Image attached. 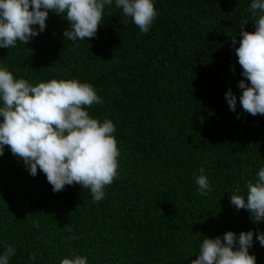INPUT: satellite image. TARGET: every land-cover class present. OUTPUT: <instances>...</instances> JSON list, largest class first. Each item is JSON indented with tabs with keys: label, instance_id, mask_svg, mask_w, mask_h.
I'll return each mask as SVG.
<instances>
[{
	"label": "trees",
	"instance_id": "obj_1",
	"mask_svg": "<svg viewBox=\"0 0 264 264\" xmlns=\"http://www.w3.org/2000/svg\"><path fill=\"white\" fill-rule=\"evenodd\" d=\"M250 0H156L148 34L106 8L103 25L73 43L68 22L50 13L47 28L28 45L0 48V63L33 82L92 83L103 105L93 117L116 125L120 176L93 202L89 189L53 192L6 147L0 156V251L16 247L10 264H59L75 250L90 264H191L202 240L227 231H264L230 195L264 166V115L252 116L239 97L242 68L235 55ZM255 31L249 21L245 26ZM239 37H237V41ZM239 117V118H238ZM203 166L213 186L201 196L193 172ZM71 229V231H69ZM75 239H71V236ZM264 264V247L251 249Z\"/></svg>",
	"mask_w": 264,
	"mask_h": 264
},
{
	"label": "clouds",
	"instance_id": "obj_2",
	"mask_svg": "<svg viewBox=\"0 0 264 264\" xmlns=\"http://www.w3.org/2000/svg\"><path fill=\"white\" fill-rule=\"evenodd\" d=\"M113 5L144 34L159 15L156 0H0V48L28 45L46 30L50 13L68 22L63 33L67 41L88 40L97 35L106 8ZM248 12L251 18L242 19L238 35L231 37L233 45L239 43L235 55L245 78L238 83L242 94L237 97L229 89L225 99L231 111H236L239 101L246 113L256 116L264 115V0H250ZM249 21L255 31L244 27ZM103 103L90 82L76 78L33 82L0 63V156L7 147L31 176L45 174L53 192L78 184L90 190L93 202L103 201L106 187L121 171L115 123L88 111ZM193 178L201 196L212 193L205 167L193 172ZM230 203L237 211H248L254 223L264 222V166L254 182L249 180L243 190L231 193ZM256 241L264 247V231L230 230L222 236H205L191 264H257L251 252ZM16 251L15 246L5 245L0 264H10ZM29 259L38 264L37 253ZM59 264H90V260L73 250Z\"/></svg>",
	"mask_w": 264,
	"mask_h": 264
}]
</instances>
